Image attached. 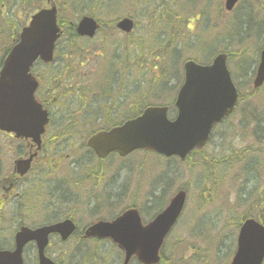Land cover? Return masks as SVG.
Returning <instances> with one entry per match:
<instances>
[{"label": "rangeland", "instance_id": "374dc122", "mask_svg": "<svg viewBox=\"0 0 264 264\" xmlns=\"http://www.w3.org/2000/svg\"><path fill=\"white\" fill-rule=\"evenodd\" d=\"M225 1L54 0L64 35L55 63L33 69L38 99L52 123L35 170L13 193L21 195L20 210L14 199L0 208L5 248L13 247L20 226L53 218L73 219L83 231L137 208L148 223L183 190L186 207L166 240L162 264H231L243 221L264 224V86L253 91L264 46V0H243L232 14ZM44 7L43 0H0V63L12 37ZM84 16L103 26L93 40L76 37ZM125 17L136 24L130 37L108 31ZM223 52L242 95L203 153L186 163L140 152L99 161L86 147L91 135L137 114L142 105L168 106L173 119L184 63L211 64ZM24 152V144L0 134V180ZM79 240H54L49 257L61 264H123V253L110 241ZM26 261L37 264L35 247L26 251Z\"/></svg>", "mask_w": 264, "mask_h": 264}, {"label": "water", "instance_id": "95a60500", "mask_svg": "<svg viewBox=\"0 0 264 264\" xmlns=\"http://www.w3.org/2000/svg\"><path fill=\"white\" fill-rule=\"evenodd\" d=\"M238 2L227 0L226 9L232 11ZM57 15V8L52 6L32 17L30 26L23 29L19 43L11 50L0 73V130L14 133L17 138L32 139L38 151L49 124V114L36 102L38 83L31 69L38 60L45 64L54 60L56 43L61 36ZM117 28L130 34L134 22L125 18ZM98 29L99 25L93 18L84 17L77 27V34L93 38ZM226 60V55H220L212 67H202L195 62L184 66L185 84L177 99L176 106L180 110L177 122L167 121L166 109L149 108L141 118L110 133L93 137L88 145L99 157H106L111 152L125 156L135 150L146 149L185 159L194 150H201L213 125L227 116L237 102V92L231 83ZM263 83L264 49L254 86L258 88ZM36 156L15 163V171L21 178L28 173ZM185 199L186 194L179 193L167 210L147 227H142L137 212L131 211L111 224L93 226L86 237L112 239L125 251L124 264H129L135 257L142 264H159L163 240L179 218ZM54 232L61 233L66 240L73 233V225L66 222L34 233L22 229L16 237V250L0 251V264H24L23 248L30 240L38 242L40 264H53L44 257V248L48 235ZM263 260L264 226L248 220L241 229L238 252L232 264H262Z\"/></svg>", "mask_w": 264, "mask_h": 264}, {"label": "flooded vegetation", "instance_id": "af4514ba", "mask_svg": "<svg viewBox=\"0 0 264 264\" xmlns=\"http://www.w3.org/2000/svg\"><path fill=\"white\" fill-rule=\"evenodd\" d=\"M1 135H6L9 140H13V136L11 134H5L0 132ZM16 141V140H14ZM14 176L13 173L10 172L9 175H7V178H3L0 180V208L4 204L3 202L8 201L7 205H10L12 202V186L11 181L13 180Z\"/></svg>", "mask_w": 264, "mask_h": 264}, {"label": "trees", "instance_id": "16d2710c", "mask_svg": "<svg viewBox=\"0 0 264 264\" xmlns=\"http://www.w3.org/2000/svg\"><path fill=\"white\" fill-rule=\"evenodd\" d=\"M16 36H17V34H15V35L12 37V40H13ZM133 63H134L133 67L135 68V65H136L138 62H137V61H134Z\"/></svg>", "mask_w": 264, "mask_h": 264}]
</instances>
